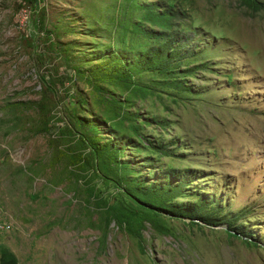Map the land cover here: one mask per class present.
Segmentation results:
<instances>
[{"label":"rangeland","instance_id":"rangeland-1","mask_svg":"<svg viewBox=\"0 0 264 264\" xmlns=\"http://www.w3.org/2000/svg\"><path fill=\"white\" fill-rule=\"evenodd\" d=\"M0 264H264V11L0 0Z\"/></svg>","mask_w":264,"mask_h":264},{"label":"trees","instance_id":"trees-1","mask_svg":"<svg viewBox=\"0 0 264 264\" xmlns=\"http://www.w3.org/2000/svg\"><path fill=\"white\" fill-rule=\"evenodd\" d=\"M247 1L249 2V4L251 6H253L255 8H260V10L264 11V3L258 2L257 0H247ZM260 6H262V7H260ZM165 14L167 16L170 15L167 13H165ZM171 41L168 42L170 44V47L168 49L169 55H170L171 51H173V49H174V47L171 45ZM159 53H161L160 49H159ZM168 62H166V63H168ZM111 64H113V63H111ZM110 150H111L110 154H112L114 152H116V153L118 152L117 148L114 149L113 147H110ZM111 158H115V157L111 156ZM169 190L171 191V189H169ZM202 200H203L202 203L200 205H198L196 208L187 209L184 207H178V209L180 210L179 212H180V214H183L184 216H186L189 219H192V220L195 219V220H198V221L203 222V223L208 224V225L213 224V222L216 220L215 216L218 212V208L216 207L218 205V203L216 202L215 199L212 202L207 201L205 199H202ZM208 210H211L210 213L208 212Z\"/></svg>","mask_w":264,"mask_h":264}]
</instances>
